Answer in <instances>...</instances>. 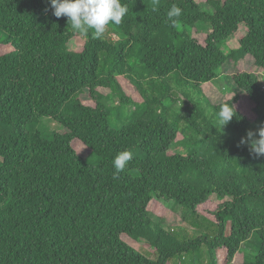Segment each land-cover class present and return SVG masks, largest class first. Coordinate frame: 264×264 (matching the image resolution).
Segmentation results:
<instances>
[{
	"label": "trees",
	"instance_id": "obj_1",
	"mask_svg": "<svg viewBox=\"0 0 264 264\" xmlns=\"http://www.w3.org/2000/svg\"><path fill=\"white\" fill-rule=\"evenodd\" d=\"M121 3L128 12L107 26L111 39L79 33L52 14L50 0H0V264H172L183 256L203 264V246L205 264H264V155L240 143L264 126L260 74L236 70L240 92L220 103L201 97L228 62L264 71V0ZM172 4L182 9L174 27ZM242 25L239 46L225 52ZM85 90L94 105L81 99ZM179 94L187 115L172 106ZM226 103L236 111L228 133L216 124ZM131 104L132 120L119 125ZM43 118L62 130L45 134ZM124 150L133 159L116 174ZM214 196L223 200L214 218L202 217L199 207ZM155 199L180 206L197 227L209 221L206 231L174 233L153 219Z\"/></svg>",
	"mask_w": 264,
	"mask_h": 264
},
{
	"label": "rangeland",
	"instance_id": "obj_2",
	"mask_svg": "<svg viewBox=\"0 0 264 264\" xmlns=\"http://www.w3.org/2000/svg\"><path fill=\"white\" fill-rule=\"evenodd\" d=\"M198 2L201 3V0H197ZM202 4L204 6L205 2L202 1ZM244 27H241V29L239 30V32L237 33V35L231 37L230 39H228L222 46L223 50L225 52H228L231 48H236L239 46V38H241L244 33H245V25H242ZM197 28L201 31V32H207L210 30V25L209 24H201L198 23L197 24ZM103 36H105L106 38H111V39H115L116 36L106 27V30L103 34ZM200 39H202V36H199ZM83 41V40H82ZM254 66H251V62H244V63H240L239 66L235 65L232 62H228L226 63L219 71V77L212 81L211 84H206L203 86V94L201 95V97L203 98V101L206 103V99H208L211 103H220L221 101L228 99L230 97H232L237 90L239 91V89H237L234 84H232V80H231V75L233 73L236 72V70L239 69H248V70H254L256 72H258L260 74V81L261 84L264 86V71L261 69H256L253 68ZM173 88L176 90L177 86H174V84L172 83ZM178 89V88H177ZM192 89V88H191ZM135 91V90H134ZM191 91H196L195 89H192ZM107 92V91H106ZM240 92V91H239ZM242 99L249 105V106H253V103L246 98V95L244 93L240 94ZM81 99L83 100V102L85 104L88 105H94V101L91 99L90 93L88 90H85V92H83L80 95ZM135 100L137 102H140L143 100L142 96L140 93H136L134 94ZM178 100L176 102H174L172 104V106L174 107V109L180 111L182 114H188L187 109L184 107L185 103H184V97L183 95L179 94L178 95ZM117 99L115 98L113 100V98L111 99V101H109V104L112 105H117ZM136 110V105L135 104H131V105H127L126 107L123 106L122 107V111L124 116L122 117V121L120 120V122H118L119 125H121V122L124 123H128L130 120H132V117H129L130 113L132 111ZM211 112V111H210ZM216 124L217 126L224 132H227L225 127L222 126L220 127V122L217 119L216 120ZM261 127V124L256 123L254 124V126L251 128L252 131H257L259 128ZM63 126L57 122H54L52 119L50 118H43L42 124H41V129L42 131L47 134V133H54V132H58L59 130H62ZM228 133V132H227ZM227 136H229V134H227ZM81 151H83V153L85 155H88V150H84V148H80ZM223 202V200L218 199L216 196L212 197L210 199V201L199 207V213L203 216L206 217H212L214 218V216L212 215V211L217 208L218 204ZM150 210L152 213V217L154 220L156 221H160V218L163 219L164 225L168 228H172L171 230H173L174 233H183L186 232L189 235H200L203 233V231H206V226L209 223V221H206L205 219L202 220V227H197L196 225H193L192 223H190L189 221H183L182 217L184 215L183 213V209L180 206L175 205L173 202H166V201H158V200H154L151 205H150ZM203 219V218H202ZM211 229V228H210ZM213 230V229H212ZM182 235V234H181ZM130 245H132L135 249H137L138 251H140L141 253L145 254L146 256H148L151 259H156L157 258V254L154 250V248L151 247H146L144 246V244L142 242H137V241H128ZM201 252L199 254L200 257V261L205 264L207 263L209 257L207 254V248L205 246H203L201 248ZM222 252L220 251V256L219 259L222 262ZM241 260V257L239 258ZM190 258L187 256H183V257H176L173 259L172 264H188V262H190ZM198 264V262L196 263ZM220 264V262H219Z\"/></svg>",
	"mask_w": 264,
	"mask_h": 264
},
{
	"label": "clouds",
	"instance_id": "obj_3",
	"mask_svg": "<svg viewBox=\"0 0 264 264\" xmlns=\"http://www.w3.org/2000/svg\"><path fill=\"white\" fill-rule=\"evenodd\" d=\"M52 14L57 17H67L73 29L87 35L89 30H94V35L99 38L104 34L106 27L112 24H121L128 12L126 4L121 0H50ZM182 9L172 4L167 11L168 21L174 27L181 16ZM236 116L234 106L226 103L220 106L218 118L220 127L227 125ZM259 138H256V137ZM242 145L249 144L250 149L256 155H264V126L257 131L249 130L245 137L241 138ZM133 159V153L129 150L121 151L115 157L113 164L116 174L122 172Z\"/></svg>",
	"mask_w": 264,
	"mask_h": 264
}]
</instances>
